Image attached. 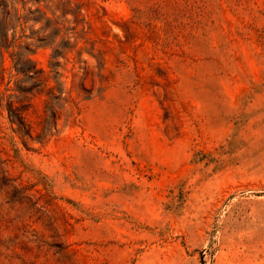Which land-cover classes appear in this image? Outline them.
<instances>
[{
    "label": "rangeland",
    "instance_id": "1",
    "mask_svg": "<svg viewBox=\"0 0 264 264\" xmlns=\"http://www.w3.org/2000/svg\"><path fill=\"white\" fill-rule=\"evenodd\" d=\"M69 1L25 0L31 137L2 48L0 264H264V0Z\"/></svg>",
    "mask_w": 264,
    "mask_h": 264
},
{
    "label": "trees",
    "instance_id": "2",
    "mask_svg": "<svg viewBox=\"0 0 264 264\" xmlns=\"http://www.w3.org/2000/svg\"><path fill=\"white\" fill-rule=\"evenodd\" d=\"M15 7L12 9L9 2L7 0H0V12L4 15V22L7 23L8 20H14V22L10 23L12 26V39L11 41L8 40V33L7 31L0 26V56H3L2 48H12V51L9 52V56L13 63V67L16 69L17 73L22 75V78L16 82V92L17 95L10 96L11 98L14 97L16 101L10 99L6 106L8 111V118L11 124H16V130L21 135H27L28 137L32 136V128L26 120V113L28 109L31 107V98L28 96L33 89L44 88V80L41 75V70L36 68V65L29 57H24L22 54V49L26 51H31L29 49V45L31 43H26L24 47H22L20 43V39L25 37L27 38L23 30V24L27 22L29 16L28 13L24 11L25 9V0H14ZM39 1V0H37ZM58 4L62 5V9L66 4H70L69 0H58ZM30 12L31 10L28 9ZM35 15L33 18L35 20L40 19L43 16V12L40 8L34 9ZM50 20L46 19V23H49ZM46 26H49L46 24ZM18 30H20V35H17ZM60 29L56 26L52 27L51 31L46 35L41 36L36 40L35 43L38 45H50L52 48L51 53V61L50 65L52 67L53 77L56 78L58 74L56 71V67L58 65V57L63 54V51L67 49L68 43L66 40H61L57 44H53L54 37L58 35ZM32 43V44H33ZM28 80V84H22L23 81ZM58 94H54L52 88L48 90L49 100L46 102L44 106L45 111V118L43 119V124L41 127V133L38 135L39 139H41L46 133H48L54 125V117H55V110H54V100L60 98V90H58ZM18 103V104H17Z\"/></svg>",
    "mask_w": 264,
    "mask_h": 264
}]
</instances>
